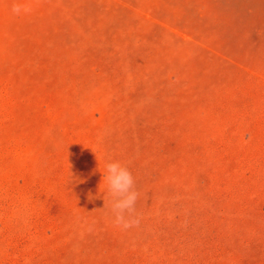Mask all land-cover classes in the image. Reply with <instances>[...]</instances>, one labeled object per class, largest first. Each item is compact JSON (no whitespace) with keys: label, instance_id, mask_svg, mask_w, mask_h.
<instances>
[{"label":"rangeland","instance_id":"374dc122","mask_svg":"<svg viewBox=\"0 0 264 264\" xmlns=\"http://www.w3.org/2000/svg\"><path fill=\"white\" fill-rule=\"evenodd\" d=\"M0 264H264V0H0Z\"/></svg>","mask_w":264,"mask_h":264},{"label":"clouds","instance_id":"9594fccd","mask_svg":"<svg viewBox=\"0 0 264 264\" xmlns=\"http://www.w3.org/2000/svg\"><path fill=\"white\" fill-rule=\"evenodd\" d=\"M12 11L14 13L27 12L28 8L20 4H13ZM74 181L75 178L70 173L68 184ZM103 181L105 190L102 197H107V207L112 223L121 230H127L137 225L139 216L136 205L139 191L129 168L120 160L107 158L103 164ZM89 199L91 200L93 197L89 195Z\"/></svg>","mask_w":264,"mask_h":264}]
</instances>
